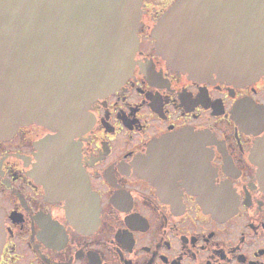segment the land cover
I'll return each mask as SVG.
<instances>
[{"label": "flooded vegetation", "instance_id": "obj_1", "mask_svg": "<svg viewBox=\"0 0 264 264\" xmlns=\"http://www.w3.org/2000/svg\"><path fill=\"white\" fill-rule=\"evenodd\" d=\"M177 1H144L132 74L69 156L37 123L0 138V264H264V75L169 66L153 30Z\"/></svg>", "mask_w": 264, "mask_h": 264}, {"label": "water", "instance_id": "obj_2", "mask_svg": "<svg viewBox=\"0 0 264 264\" xmlns=\"http://www.w3.org/2000/svg\"><path fill=\"white\" fill-rule=\"evenodd\" d=\"M144 1L0 0V138L37 123L61 132L43 158L69 156L73 125L82 130L91 103L132 74ZM153 37L168 65L195 79L264 75V0H178ZM261 166L264 180V156Z\"/></svg>", "mask_w": 264, "mask_h": 264}]
</instances>
